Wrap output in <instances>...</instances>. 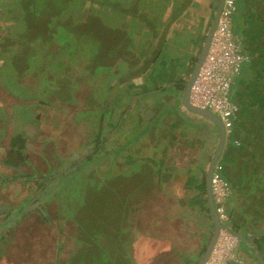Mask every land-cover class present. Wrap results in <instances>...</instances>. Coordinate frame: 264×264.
I'll return each mask as SVG.
<instances>
[{
  "label": "rangeland",
  "instance_id": "obj_1",
  "mask_svg": "<svg viewBox=\"0 0 264 264\" xmlns=\"http://www.w3.org/2000/svg\"><path fill=\"white\" fill-rule=\"evenodd\" d=\"M190 2L192 11H190V14L185 12L181 16L184 18L182 19L183 25L188 27V29L184 28L185 33L175 34L174 37L171 39L169 38L167 44L164 46L166 52L172 50L174 55H179L180 57L184 55V52H182L183 47L193 48L194 52H197L199 47L202 46L200 40L195 39V42H193L194 40L189 37L191 34L189 32L192 30L195 36L198 37L203 33L206 34L209 28V26L206 28L204 22L202 23L198 15V12L201 13L203 10L201 8V6L204 5L202 0H191ZM194 6L195 9L197 6H200L197 13L194 10ZM262 6L261 8L264 15V3ZM92 22H96L93 17L89 18L86 24L84 23L88 28H86V32L81 30L83 25L78 27L76 33L73 32L75 34L74 36L87 39V47L81 49L80 52L75 51L73 56H69L66 52L67 48L62 47L60 50L56 51V53L54 52L55 54L52 58H47L43 54L41 55V68H43L45 74L53 72L46 71L47 69L56 70L60 67V63L66 60V66H64L63 69L65 71L61 73L63 76H65L66 73L74 76V80H71V78L62 79L59 74L53 77L48 75L51 79H38V77L34 76L32 71L29 70L28 72L30 73L27 72L22 77V81L28 86L24 93L26 95H19V93L12 94L10 90H8L10 89L8 85L11 87L16 86L14 84L21 80L20 76L16 79L11 78V76L13 77L16 75V71L15 68L7 62L11 60L10 57H8L7 61L3 59V63L0 60V74L3 72L5 78V80L3 78L2 81V74L0 75V156H3L7 150L9 145L8 139L13 131L12 127L17 128L18 125H20V117L18 116L21 114L20 109L23 108V106L30 108L32 111L31 115L38 114L40 117V133L39 136L36 137L37 140L33 142L34 149L30 151V162L28 164H23V171L31 177H35L36 171L44 173L50 169H60L61 165L70 163L71 166L75 164V162L71 163L73 159L81 160L88 155L92 147L95 146L92 144V136L95 130L99 129V125L102 126V131L104 132H107L109 129L108 121L110 116L108 111L104 109L103 103H105L106 99H109V103L114 104L112 101L113 96L111 94H109V96L107 95L106 86L108 81L113 79L115 74L110 72L112 73L110 76L108 70H111V65L103 64L98 58L107 60V55L110 56L108 47L112 43V40L110 38V33L108 34L105 30L99 29L98 26L95 28ZM74 38L76 39L77 37ZM196 42L199 44L198 48H196ZM33 50L32 53H35L36 48ZM42 50L44 49H41V51ZM6 52L8 55H11L13 49L9 48ZM89 58L92 59L90 63L87 64L89 68L86 74L83 70L85 69L84 66L86 62H89ZM94 59L95 62H93ZM115 64L118 66V73L121 71V73H123V67H125V65L123 66L121 64L120 59L117 63L115 62ZM11 66L13 68H11ZM105 68L106 70H104ZM94 72H98V75ZM93 73L95 75H93ZM117 77L119 78V75H117ZM79 80L82 81L78 83ZM65 84L69 86H65ZM4 85H6L7 88ZM70 85H76V87L71 89L69 88ZM232 89L235 92V85L232 86ZM33 92L35 97H30L29 94H33ZM164 93H161L162 95H150L144 99V103L150 101V104H157ZM230 97L233 99L232 91ZM243 100L246 104L247 101L245 99ZM107 103L108 101H106V104ZM91 105L94 106V110L86 111L87 108H92ZM253 106H255V103ZM173 107L172 104H164L160 107L159 114H166L169 110H172ZM259 108L261 109V104H259ZM259 108L258 110L256 108V110L260 112ZM101 111L105 114L102 121H100ZM178 117L182 118L181 115ZM156 118L159 119L157 116ZM251 118H253L250 120H253L251 122L252 127L254 125L252 133L254 132L255 136L251 138L248 137L250 143L248 146L245 144L246 149H248L246 159L249 158L250 161H254L255 166V162L258 161L260 157L261 159L264 157L261 155V152L264 151V117L261 116L259 118L253 113ZM174 124H178L175 132L170 133V135L167 134L168 137L165 139L163 135L157 131H162L160 125L155 127L156 130L154 131H156V133L151 137L153 141L149 140L150 146H152L153 149L157 150L161 148L159 150L163 151L166 149L169 139L173 137L179 140L183 137V134L188 128L187 121L182 122L181 119L180 123L174 122ZM135 127L133 130L134 144L138 139V130H140L138 128H136L138 130H135ZM199 127L201 131H204L202 132L205 136L204 139L208 141L206 142L205 150L210 151L213 147L211 143L214 144L213 142H216V134L200 125H190L188 129L191 131L197 130L200 133ZM123 136L122 134L119 135L118 140L120 139V141H123ZM114 141V139L107 141L104 149L114 144ZM203 143L204 142H202V144ZM96 147L97 146H95V148ZM138 149H147V146L140 145L137 151ZM76 154L82 157L77 158L75 157ZM110 154L112 155L114 152H110ZM85 162H87V160ZM260 164H264V159H262ZM152 167L153 165L150 162L140 165L136 157L134 161L128 165V169H125L122 174H114L115 172L108 168L106 159L99 163V159L97 160V158H95L92 163L88 162L83 165V167L79 165V167L76 168L79 169V171L74 169L73 173L75 174L69 180L71 184H67L63 188H57L58 184L54 185L57 179L52 180L48 184L46 192L42 191V183L38 184L33 180L25 185L18 183L0 186V205L18 203L20 198H27V195L30 196V212H26L23 219H21L22 216L15 217L11 224L5 226L2 225L3 222L13 219L12 216L11 218L9 217L11 209H8V213L6 212L3 215H1L2 212H0V264H64L72 253H76L74 255V263H76L81 254V257L83 256L84 259L88 256L87 252L98 255L101 252V248L98 246L100 245L102 247L104 243H107V245H105L106 252L112 250L111 247L114 245L112 242L121 239V237L120 239L117 238L119 234L116 232L121 228V233L124 231V240L121 239V242L118 243L119 246L123 247L121 250L123 252L125 250L126 252L125 239L128 238L130 234L129 231L124 230V223L126 224V228L130 230L127 227L128 218H125L126 209L130 204L133 205V202H135L138 197H141L142 192L146 191V185L150 187V184L142 182L150 181L148 178L150 176H147V174L150 175ZM7 171L13 174V176L16 173L10 170ZM100 172L102 173L98 178L97 176ZM243 180L252 181V177L244 175ZM259 180L260 181L251 184L254 190L257 189V186L264 178ZM51 191H53L52 194ZM241 195L245 196L246 194L242 191ZM254 195L255 194H249V196H245L249 197V199L246 200L248 202L247 206H249L252 211L245 213L248 207H244L243 204H241V215L243 219H247L248 217L257 218L259 217L258 214H264V205L262 208L259 204L257 205V202H255L253 198ZM126 199L130 200L128 205L125 202ZM34 201H36L35 203L37 204H34ZM244 204L246 205L247 203L244 202ZM24 205L25 203L22 202L17 208L21 207V210L23 207L27 208V206ZM90 240H92V243ZM59 245L60 247H58ZM125 252L124 254H126ZM113 253L110 254L113 255ZM124 254L120 256V259L118 256L115 257L114 255L116 254L114 253V255L110 257V261L112 264H118L119 261V264H124L125 261L122 259Z\"/></svg>",
  "mask_w": 264,
  "mask_h": 264
},
{
  "label": "trees",
  "instance_id": "obj_2",
  "mask_svg": "<svg viewBox=\"0 0 264 264\" xmlns=\"http://www.w3.org/2000/svg\"><path fill=\"white\" fill-rule=\"evenodd\" d=\"M190 1L191 0H0V60L3 63V59L7 61L8 57H10L11 60L7 62L10 63L16 71V75L13 77L11 76V78L16 79L20 76L21 79L14 84L16 85L14 87L8 85L10 87L8 90H10L12 94L19 93V95H26L24 93L28 86L22 81V77L29 70H31L38 79H51L49 78L50 76L53 77L59 74L62 79L71 78V80H74V76L68 73H66L65 76L62 74L63 71H65L63 69L64 66H66V60L60 63L58 69L46 70L53 71L54 73L50 72L45 74L43 68H41V55L43 54L47 58H52L56 51L64 47L67 48L66 52L69 56H73L75 51L80 52L81 49L86 48L87 39L74 36L75 34L73 32L76 33L78 27L82 25L83 27L81 30L86 32L88 29L87 25H85L87 20L92 17L95 18L98 23L92 22L94 27L96 28L98 26L99 29L105 30L108 34L110 33V38L112 40V43L108 47L110 56L107 55V60L102 58L98 59L105 65L110 64L111 70L108 71L109 73L113 72L115 74L113 79H110L106 86L107 95L109 96V94H111L113 96V100H111L114 104L109 103V99H106V101H108L107 104L106 101L103 103L104 109L108 111L110 116L108 121L109 129L107 132H104L102 131V126L99 125V129L95 130L92 136V144L97 147H92L94 150L92 154L85 157L83 160L92 163L93 159L97 158L100 163V161L106 159L108 168L114 171V174H122L125 169H128V165L134 161L136 157L139 163L143 161L151 163L153 162L154 156L148 153L147 157L143 154L146 159L140 158L141 151L140 149L137 151V148H139L140 145L150 146L149 140H152L151 137L156 133V131H154L156 130V126L160 125L162 131H157L161 133L165 139L168 137L167 134L170 135V133L175 132L178 124L175 125L174 122L180 123L181 119L182 122L187 121L188 128L190 125H200L196 124L191 119L187 120L183 117L179 118L178 116L182 114L180 113V105L182 104L181 97L184 89V82L187 80L193 68V64L197 59L201 46L197 52H194L193 48L190 49L182 46L184 55L181 57L179 55H174L172 50L168 52L164 50V46L167 44L169 38L171 39L175 34H182L180 33L181 29L177 27L175 22L182 21L184 18L181 16L185 12L190 14V7H192ZM202 3L205 5V8H207L208 12L207 14L199 15V18L202 22L206 23L205 26L208 28L216 5L213 1L208 3L206 0H202ZM234 4L236 9V0H234ZM170 31L173 32V35H170ZM74 37L77 38L75 39ZM189 37L194 40L193 42H195V39L200 40L202 45L205 34L203 33L196 37L194 33H191ZM198 45V43L197 46L195 45L196 48H198ZM9 48L13 49L11 55H8L6 52ZM35 48L36 52L32 53ZM41 49L44 50L41 51ZM91 59L92 58H89V62H86L84 66L85 69L83 71L86 74L89 68L87 64L90 63ZM119 59L121 64L123 66L125 65V67H123V73H121L122 71L118 73V66L115 64ZM93 62H95V59ZM12 66L11 68H13ZM104 70H106V68ZM94 73L98 75V72ZM94 73L93 75H95ZM1 74L3 81L4 74L3 72ZM111 74L112 73H110V76ZM117 75H119V78ZM80 81L82 80H79L78 83H80ZM66 85L69 86L68 84H65V86ZM4 86L7 88L6 85ZM75 87L76 85H70L69 88L74 89ZM161 93H164L163 97L158 100L157 104H150V101L144 103L146 97ZM29 96L35 97L34 92L33 94H29ZM164 104H172L174 107L166 114H159L160 107ZM91 106L92 108H87L86 111H93L94 106ZM238 106L239 114L241 106L240 104H238ZM104 115V112L101 111L100 121H102ZM156 116L159 117V119L156 118ZM206 123L215 127L208 120H206ZM200 126L203 127L202 125ZM134 127L135 130L140 129L138 130L139 135L137 136L138 139L135 144L133 140ZM188 128L186 131H191ZM233 130L232 134L226 135L224 150L214 168L229 184L231 182V176L228 172L230 155H235V150H238V147L244 145V136L242 138V135L239 134L238 129L235 127V122ZM121 134L122 136L124 135L123 141H120V139L118 140V136ZM215 134L216 142H213V147L208 152L207 162L210 161L218 140L216 128ZM184 136L185 133L183 134V139ZM203 136L204 134H200L197 138L193 139L187 137L183 141L185 142V146L194 147V145H196V140L197 143L201 144L206 141L204 139L205 136L204 138ZM112 139L115 140V143L104 149L106 142ZM233 139H238L239 144H234L232 141ZM172 140L174 144H177L181 139L178 140L172 137V139L168 140L167 147L168 145L170 146ZM17 145L18 148L24 147L22 140L18 141ZM242 149H245V147ZM110 152H114L115 156L114 154L111 155ZM163 154L165 153L163 152ZM261 155L264 156V151L261 152ZM262 159H264V157ZM262 159L260 157L261 161ZM8 161L11 162L10 159ZM77 170L79 171V169H76V171ZM252 170L253 173L249 176L253 178H264V176L261 175V172H264V164L260 165V167L259 165H255ZM101 173L102 172L97 176L98 178L101 176ZM74 174L75 173L72 171L64 175L63 179H61L60 183L57 185V188H63L67 184L70 185L71 183L69 180ZM242 182L244 186L248 188L252 187L251 183L249 185L246 184L248 181ZM199 187L203 191L204 182H202ZM256 190L258 192H253L255 194L253 198L255 199L254 201L257 202L256 204H259L262 208L264 205V180H261ZM52 192L53 191H51V194ZM227 197L222 202L227 218L222 221L231 228L227 215V213L229 214L230 212L229 206H227L226 203ZM129 201V199H126L125 202L127 205ZM244 201L247 203L246 205L243 204L245 207L248 205V202L246 200ZM199 202L202 212L210 216L211 211L206 196L204 195V198H201ZM130 205L126 210L129 209ZM247 207L248 210H245V212L248 213L252 211L249 206ZM258 215L259 217L264 216V214ZM121 231L122 228L116 231L119 234V236H117L118 239H120V237L124 239V231L123 233H121ZM209 239L210 238L206 240L207 243ZM120 240L112 242L114 243L111 247L112 250H108L107 252L105 246L107 243H104L102 247L99 245L98 247L101 248L100 253L102 254L99 253L97 255L87 252L88 256H86L85 259L83 256L81 257V254L76 263H74V255L76 253H72L64 264H112L110 257H112L114 253L116 254L114 255L115 257L118 256V258H120L125 252L121 250L122 246H119ZM90 242L92 243V240H90ZM255 242L258 243L259 248H261V244L264 243V235L256 237ZM110 253H113V255ZM125 253L126 254L122 256L123 261L127 264L134 263L128 251ZM198 258L200 257L195 258L194 264H196Z\"/></svg>",
  "mask_w": 264,
  "mask_h": 264
},
{
  "label": "crops",
  "instance_id": "obj_3",
  "mask_svg": "<svg viewBox=\"0 0 264 264\" xmlns=\"http://www.w3.org/2000/svg\"><path fill=\"white\" fill-rule=\"evenodd\" d=\"M206 1L214 3L215 0ZM263 3V0H236L231 27L240 50L248 56V59L243 62L239 73L234 78L232 86L235 85V92L231 87L232 100L241 106L235 127L239 134L244 136V145L238 147V150H235L236 154L230 155L228 161L231 188L226 203L230 209L229 214L227 213L231 224L230 229L246 239H238L233 248L234 258L229 259L227 264H264V243L259 248L258 243L255 242L256 237L264 235V216L243 219L241 215V204L249 199L245 196L258 192L252 187L244 186L242 181H244V175L253 173L254 167V161L246 159L248 149L245 146L250 143L248 137L255 136V133H252L254 125L252 127L251 115L255 113V116L259 118L264 117V15L261 8ZM199 7L194 8L196 13ZM201 8L203 10L201 13L198 12V15L207 14L208 10L205 5ZM175 23L181 29L180 33L185 32L184 28L188 29L182 21ZM204 25H206L205 22ZM191 33L194 32L191 30ZM170 35H173V32L170 31ZM243 99L247 101L246 104ZM254 103L255 106H253ZM259 104H261V109ZM256 108L257 110L259 108L260 112ZM24 110H27L28 114L32 112L26 106H23L20 112ZM180 113L183 118L191 119L215 133V127L207 124V119L188 111L182 104ZM199 129L201 131L200 127ZM202 132L185 131L184 139L181 137V140H177L179 142L177 144H174L172 140L170 146L168 145L163 151L159 150L161 148L153 149L152 146L140 149V158L147 157L148 153L154 157L151 162L153 165L151 173L147 174L150 176L148 177L150 181L142 182L150 184V187L146 185V191L142 192L141 197H138L125 213V218H128L127 227L130 229L128 230L124 223L125 230L130 232L129 237L125 239V247L134 261L132 264H194L195 258L200 257L205 251L206 240L210 238L213 230L212 216L202 212L199 202L204 195L207 198L205 175L209 164L207 162L209 151L205 150V146L208 141L206 140L203 144L196 141L194 147L185 146L183 141L187 137L197 138L198 135L203 134ZM240 142L242 143L241 139ZM244 146L245 149H242ZM79 157L82 156L79 155ZM258 161L255 165L260 167L261 160ZM145 163L146 161H143L139 164L144 165ZM261 175H264L263 171ZM259 179L252 177V181L246 184L256 183L260 181ZM29 181L31 180L16 177L2 186L18 183L25 185L30 183ZM202 182H204L203 191L199 187ZM242 191L246 194L245 196L241 195ZM19 200L18 203L10 205L7 203V205L11 209V215H16V218L22 216L21 219H23L25 213L30 211L22 212L21 207H17L22 202L29 203L30 196L27 195V198L23 197Z\"/></svg>",
  "mask_w": 264,
  "mask_h": 264
},
{
  "label": "built area",
  "instance_id": "obj_4",
  "mask_svg": "<svg viewBox=\"0 0 264 264\" xmlns=\"http://www.w3.org/2000/svg\"><path fill=\"white\" fill-rule=\"evenodd\" d=\"M234 0H225L213 31L207 54L201 63L189 89V101L195 106L215 112L221 119L226 135L232 134L239 106L230 97L235 76L248 59L232 32ZM239 144L238 139L232 140ZM211 189L216 212L226 219L223 200L230 192V184L215 169L211 176ZM237 238L225 229L221 230L210 258L205 264H227L234 258L233 248Z\"/></svg>",
  "mask_w": 264,
  "mask_h": 264
},
{
  "label": "water",
  "instance_id": "obj_5",
  "mask_svg": "<svg viewBox=\"0 0 264 264\" xmlns=\"http://www.w3.org/2000/svg\"><path fill=\"white\" fill-rule=\"evenodd\" d=\"M225 0H215L214 4L216 5L213 17L210 21L209 24V28L205 34L202 46L200 48V51L198 53L197 59L194 63L193 69L190 72L187 80L184 82V89L182 92V97H181V102L182 105L185 109H187L188 111H191L192 113L199 115L205 119H207L208 121H210L216 128L217 132H218V140L216 143V146L214 148V151L212 153V156L210 158L207 170H206V175H205V184H206V195H207V201H208V206L209 209L211 211V215H212V219H213V230L210 236V239L207 243V246L205 248V251L202 253V255L200 256L199 260L196 262V264H205L206 261L210 258V255L212 253V250L217 242L218 236L221 232V230L225 229L227 232L231 233L232 235H234L237 240L238 239H243L245 240L246 238L243 235H240L236 232H234L233 230H231L219 217L218 213L216 212V208H215V203L213 201V196H212V189H211V176L212 173L214 171V168L218 162V159L222 153V151L224 150L225 144H226V132H225V128L224 125L221 121V119L218 117V115L207 109V108H202V107H198L193 105L192 103H190L189 101V89L190 86L194 80V77L201 65V63L203 62L210 42H211V38H212V34L213 31L215 30L217 23H218V18L223 6ZM88 163L85 161L79 162L78 164H76V166L74 167V169H76L77 167L83 166L84 164ZM74 169L68 170L65 172L64 175L69 174L70 172H72ZM59 176L58 178V183H60L62 177L64 176Z\"/></svg>",
  "mask_w": 264,
  "mask_h": 264
},
{
  "label": "flooded vegetation",
  "instance_id": "obj_6",
  "mask_svg": "<svg viewBox=\"0 0 264 264\" xmlns=\"http://www.w3.org/2000/svg\"><path fill=\"white\" fill-rule=\"evenodd\" d=\"M20 113L21 114L18 115L20 117V122H19L20 125H18L17 128L12 127L13 131L8 139L9 145L7 147V150L5 151V154L3 156H0V186L8 183L9 181H12L13 178L20 177L22 179H28L31 181L33 180L35 183H38V184L42 183L43 184L42 191L46 192V188L52 180L57 179V182L54 184V185H57L59 176L64 175L65 172L68 170L74 169L76 164H78L79 162H82V160L85 157L90 156L92 154V151H94L93 149L90 150V153H88V155L83 157L81 160L73 159L71 163L75 162V164L71 166L69 163V164L64 165L58 170L50 169L49 171H46L44 173L36 171L35 177L29 176L23 171V164H26V163L28 164L30 162V151H33L34 149L33 142L37 140L36 137L39 136V133H40L39 132L40 131V123H39L40 117L38 114H35V115H31L32 113L28 114L27 110H24ZM20 140H22L24 144V147L22 148H18V145H17V142ZM75 157L80 158L77 154ZM9 159L11 160V162L8 161ZM83 161H86V160H83ZM7 170H10L11 172L14 171L16 173L13 176V174L8 172ZM35 202L36 201H34V204H37ZM25 205L27 206V208L23 207L22 212L25 210L28 211L30 209V203H26ZM8 209H9V206L7 204L0 205V212H2L1 215L5 214L6 212L8 213ZM11 216L13 219L8 220L7 222H3L2 225L7 226L11 224L16 215H11L10 213L9 217L11 218Z\"/></svg>",
  "mask_w": 264,
  "mask_h": 264
}]
</instances>
